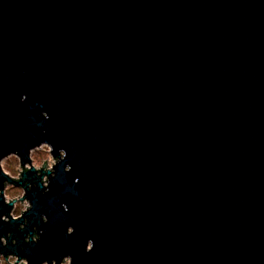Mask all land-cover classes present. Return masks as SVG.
<instances>
[{"label":"water","instance_id":"1","mask_svg":"<svg viewBox=\"0 0 264 264\" xmlns=\"http://www.w3.org/2000/svg\"><path fill=\"white\" fill-rule=\"evenodd\" d=\"M1 255L264 264V0H0Z\"/></svg>","mask_w":264,"mask_h":264},{"label":"rangeland","instance_id":"2","mask_svg":"<svg viewBox=\"0 0 264 264\" xmlns=\"http://www.w3.org/2000/svg\"><path fill=\"white\" fill-rule=\"evenodd\" d=\"M32 156V162L33 164L37 167L40 168L42 163L48 158L47 163H48V167L52 166V162H55V159L53 158V156L50 153V147L48 145H42L41 147L34 149L31 153ZM2 165L5 171H7L8 173H10L12 176L14 177H19L20 171L22 170V167L20 166V159L16 156V155H10L8 157H6L3 161H2ZM19 167V169L17 168ZM23 188L18 187V186H14V185H7L6 189H5V194H6V198L9 200L16 198L18 199L19 196L23 195ZM21 200H16V204L13 210V214L15 216H19L21 214V209L24 210L27 208L26 205H28V200L24 199L23 202H21ZM16 257L15 256H9L8 259H6L4 256H0V264H8L9 262H15ZM63 264V263H62ZM64 264H70V259L67 258L64 261Z\"/></svg>","mask_w":264,"mask_h":264}]
</instances>
